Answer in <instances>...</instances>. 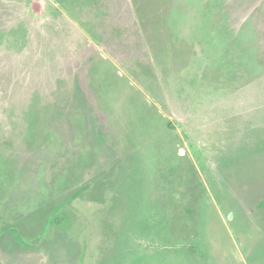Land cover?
I'll return each instance as SVG.
<instances>
[{
    "label": "rangeland",
    "instance_id": "obj_1",
    "mask_svg": "<svg viewBox=\"0 0 264 264\" xmlns=\"http://www.w3.org/2000/svg\"><path fill=\"white\" fill-rule=\"evenodd\" d=\"M0 264H264V0H0Z\"/></svg>",
    "mask_w": 264,
    "mask_h": 264
},
{
    "label": "trees",
    "instance_id": "obj_2",
    "mask_svg": "<svg viewBox=\"0 0 264 264\" xmlns=\"http://www.w3.org/2000/svg\"><path fill=\"white\" fill-rule=\"evenodd\" d=\"M35 241V240H34ZM36 242V241H35ZM33 243V242H32Z\"/></svg>",
    "mask_w": 264,
    "mask_h": 264
}]
</instances>
